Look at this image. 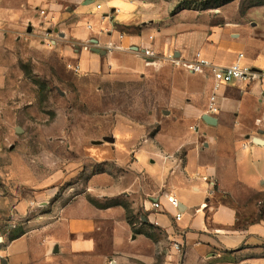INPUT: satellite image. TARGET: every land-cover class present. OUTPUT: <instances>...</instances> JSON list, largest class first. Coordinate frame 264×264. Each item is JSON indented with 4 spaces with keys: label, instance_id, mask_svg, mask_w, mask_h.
<instances>
[{
    "label": "crops",
    "instance_id": "obj_1",
    "mask_svg": "<svg viewBox=\"0 0 264 264\" xmlns=\"http://www.w3.org/2000/svg\"><path fill=\"white\" fill-rule=\"evenodd\" d=\"M87 3L90 7L84 8ZM142 5L139 0H24L21 4L37 16L43 11L51 22L62 20L66 12L74 21L70 25L65 21L66 37L77 43L94 37L99 44V52L79 55L81 70L112 78L148 71L142 49H152L156 56L161 53L157 39L155 47V39L152 43L147 34L120 31L140 18ZM225 31L229 35L221 50ZM232 39L238 41L239 49L233 50L228 62ZM190 45L198 48L192 51ZM175 48L185 62L193 61L200 52L213 65L227 67L243 54L241 65L264 69V31H247L239 25L217 28L213 33L184 34L175 38ZM250 52L253 57L244 62ZM191 75L203 78L201 82L208 87L202 94L190 86L197 81H186L189 85L184 88L175 81V117L183 121V126H175V140L165 143L168 137L158 134L140 143L115 136L113 146L97 147L107 151L108 161L125 168L131 178L118 185L108 175L93 176L85 192L64 205L52 204L48 216L29 222V232L10 240L0 251V264L3 259L8 264L18 263L21 256L29 259V249L13 247L31 235L29 245L40 246L47 255L57 249L60 255L95 254L99 261L127 255L146 264H264L262 202L253 199L264 195V79L223 87L217 101L219 112L213 116L217 124L204 122L193 130L192 124L206 115L213 81ZM120 193L126 195L135 214L140 213L142 225H151L150 232L161 234L160 240L134 234L123 206L98 208L90 202L116 198ZM165 193L181 202V221H175L176 212L166 205L165 213L153 210L152 199ZM55 195V189L50 190L49 198ZM38 224L43 227L36 228ZM139 242L147 248L139 253L122 250L124 243L138 249ZM173 243L181 245V253Z\"/></svg>",
    "mask_w": 264,
    "mask_h": 264
},
{
    "label": "rangeland",
    "instance_id": "obj_2",
    "mask_svg": "<svg viewBox=\"0 0 264 264\" xmlns=\"http://www.w3.org/2000/svg\"><path fill=\"white\" fill-rule=\"evenodd\" d=\"M139 1L142 15L120 31L147 34L152 43L157 39L161 53L147 63L140 51L148 71L112 78L81 70L79 55L100 50L99 44L94 37L84 43L66 37L65 21L74 24L66 12L62 20L51 22L43 11L38 16L26 12L21 6L24 0H0V251L10 240L29 232V222L48 216L52 204L64 205L85 192L93 176L108 175L118 185L131 178L125 168L108 161L107 151L98 150L113 146L104 138H135L141 143L161 134L168 137L165 143L175 140V126H183L175 117V81L182 88L189 85L186 81H197L190 86L202 94L207 86L203 78L175 64L180 59L175 38L194 31L213 33L231 24L264 31V0H233L222 6V0ZM104 17L102 23L108 15ZM228 35L225 31L221 50ZM232 40L228 62L233 50L239 49L238 41ZM191 45L192 51L198 48ZM252 57L248 53L244 62ZM199 124L204 125L203 118L191 129ZM53 189L56 195L50 199ZM253 199L262 202L264 214V195ZM97 202L130 206L123 193ZM127 215L137 231L161 239L159 232L142 225L140 213L131 209L126 220ZM32 237L13 247L31 253L29 259L21 256L15 264H146L127 255L107 261L97 260L95 254L60 255L54 250L47 255L40 246L29 245ZM138 246L124 243L122 250L139 253L147 248L142 242Z\"/></svg>",
    "mask_w": 264,
    "mask_h": 264
},
{
    "label": "built area",
    "instance_id": "obj_3",
    "mask_svg": "<svg viewBox=\"0 0 264 264\" xmlns=\"http://www.w3.org/2000/svg\"><path fill=\"white\" fill-rule=\"evenodd\" d=\"M100 9L101 6H98ZM103 20L105 17L102 18ZM142 55L147 63L153 62L156 55L149 49H142ZM176 57H178L176 55ZM243 58V54L238 56V62L231 66L219 67L205 60L200 52L195 54L193 61L185 62L181 58L179 60L175 59V64L189 71L192 74L204 75L207 78H211L213 81L212 91L209 97L207 112L205 116L213 117L219 112L217 106V101L219 98V93L223 87L231 84L239 83L242 81H262L264 79V69H258L250 66L241 65L240 61ZM152 208L155 211L165 213V205L174 210L175 221L179 222L183 218V213L180 212L181 202L179 199L171 194L165 193L160 195L151 201ZM174 249L177 252H181V245L178 243L174 244Z\"/></svg>",
    "mask_w": 264,
    "mask_h": 264
},
{
    "label": "trees",
    "instance_id": "obj_4",
    "mask_svg": "<svg viewBox=\"0 0 264 264\" xmlns=\"http://www.w3.org/2000/svg\"><path fill=\"white\" fill-rule=\"evenodd\" d=\"M231 1H233V0H222V1H221V4H220L219 6L226 5V4H228L229 2H231ZM90 202H91L94 206H96V207H98V208H110V207H114V206H118V205H120V206H123V208L125 209V211H126L127 213L131 211L130 206L122 205V204L117 203V202L114 203V204H111V205H101V204H99L97 201H94V200H90ZM127 222H128V224L133 228V232H134V234H143V235H145L147 238L152 239V240H155L154 236H153L152 234H150L149 232H146V231H137V230L135 229V225H134V223L132 222V218H131L130 216H128V215H127ZM143 226H146V227L149 228V229H152V228H153V226H151V225H147V224H143ZM20 236H22V235H20ZM20 236H19V237H20ZM19 237H16V238H14V239H17V238H19Z\"/></svg>",
    "mask_w": 264,
    "mask_h": 264
},
{
    "label": "water",
    "instance_id": "obj_5",
    "mask_svg": "<svg viewBox=\"0 0 264 264\" xmlns=\"http://www.w3.org/2000/svg\"><path fill=\"white\" fill-rule=\"evenodd\" d=\"M96 52H99V50H95ZM177 56L179 57V55L177 54ZM168 113V112H166ZM203 121L207 124V125H216L217 122H216V119H214L213 117H209V116H204L203 117ZM104 141L107 142V143H110V144H114L115 143V139L112 138V137H106L104 138ZM102 142L99 141L97 142V144H101ZM0 241H1V238H0ZM1 243V242H0ZM55 252H58V250L56 249ZM1 264H8V261L7 259H3L1 261Z\"/></svg>",
    "mask_w": 264,
    "mask_h": 264
},
{
    "label": "bare ground",
    "instance_id": "obj_6",
    "mask_svg": "<svg viewBox=\"0 0 264 264\" xmlns=\"http://www.w3.org/2000/svg\"><path fill=\"white\" fill-rule=\"evenodd\" d=\"M0 242H2V239H1V241Z\"/></svg>",
    "mask_w": 264,
    "mask_h": 264
}]
</instances>
